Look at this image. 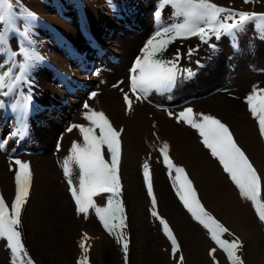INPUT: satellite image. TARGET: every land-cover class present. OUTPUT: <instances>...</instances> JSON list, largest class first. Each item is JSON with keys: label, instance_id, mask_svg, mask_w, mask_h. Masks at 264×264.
Segmentation results:
<instances>
[{"label": "bare ground", "instance_id": "bare-ground-1", "mask_svg": "<svg viewBox=\"0 0 264 264\" xmlns=\"http://www.w3.org/2000/svg\"><path fill=\"white\" fill-rule=\"evenodd\" d=\"M102 1L107 0H13L16 9L26 8L35 14L32 39L43 57L29 74L33 99L24 117L26 135H11L17 113L10 105L17 102V94L0 97L4 101L0 107V141H7L0 148V192L7 203L14 198L17 167L14 160L27 162L32 172L21 225L22 240L30 257L38 264H77L84 255L79 244L88 232L86 241L89 238L94 241L88 264H125L121 246L114 235L103 229L94 211L90 210L87 219L77 214L63 171L65 158L70 168L77 167L70 149L73 142L83 144V138L79 129H67L74 124L84 125L83 106L88 103L93 110L104 112L112 125L115 119L126 122L121 134L120 176L121 199L129 225L127 264H176L179 258L169 256L170 241L148 211L142 168L145 161L153 171L159 210L182 243L184 264H211L206 255L211 244L208 231L189 216L179 200L173 173L163 167L156 153V144L161 141L169 143L177 152V160L187 166L207 206L245 242L242 250L245 264H264V224L257 219L249 202L239 197L238 189L218 160L202 144L198 131L176 119L189 107L195 113L220 119L229 126L264 178V139L260 138L257 123L245 102L253 88H264V35L256 27L259 21H250L234 38L225 35L217 40L213 36L209 43H202L198 37L177 39L165 53L167 58L177 49L182 54L175 85L169 90H153L138 100L130 91L128 71L161 25L182 18L173 16L171 6H165L157 21L154 13L159 0H111L115 17L110 18L107 12H99L105 5ZM212 2L235 11L264 13V0H251L247 4L244 0ZM71 15L76 16L69 23L58 19ZM46 19L56 23L57 29L33 28L39 20ZM81 31L89 34L94 45L91 56L83 55L88 49L83 47ZM7 40L13 50L23 44L14 33H9ZM190 48L196 49L191 57L187 55ZM27 90L24 86L19 89L24 93ZM92 92L97 93L94 98H90ZM126 92L133 101L131 111L126 110L124 103ZM95 131L98 134L99 129ZM78 173L74 169L72 176L77 184ZM109 195L101 194L94 200L103 205ZM26 261L27 257L17 260V264ZM0 264H12L11 252L3 240H0Z\"/></svg>", "mask_w": 264, "mask_h": 264}, {"label": "snow or ice", "instance_id": "snow-or-ice-1", "mask_svg": "<svg viewBox=\"0 0 264 264\" xmlns=\"http://www.w3.org/2000/svg\"><path fill=\"white\" fill-rule=\"evenodd\" d=\"M250 3L251 0H244ZM171 6L172 15L182 19L166 26L161 25L154 35L141 49V55L137 56L130 69V91L136 98L142 99L153 90H169L177 79L180 69L178 63L182 57L180 50L171 57H165L167 48L177 39H189L198 37L202 43H209L214 36L219 40L222 36H235L238 31H243L250 21H259L257 29L264 35V13L235 11L213 3L212 0H159L154 16L157 21L161 18V9ZM226 13V15H225ZM36 16L28 9H16L13 0H0V97H9L17 94V102L10 106L17 113L13 137L23 136L27 133V124L24 117L28 112L33 99L30 88V72L37 63L43 60L38 50L34 47L32 39V25ZM18 35L23 44L18 50L8 47V34ZM210 47L215 48V45ZM196 49H189L187 55L191 57ZM185 72L190 70L185 69ZM24 86L26 93L19 89ZM97 93L92 92L90 98ZM248 110L257 123L259 136L264 139V88H253L246 97ZM126 110L131 111L133 101L129 94L124 93ZM4 101L0 100V107ZM86 111L84 119L89 126L74 124L67 130L79 129L83 137V144L73 142L70 156L79 169L78 184L72 179L74 170L70 171L68 158L64 162V174L68 178L69 190L75 202L78 215L83 214L87 219L90 210H93L103 229L115 236L116 242L121 246L127 264L129 244L126 229V214L124 203L121 199L122 184L120 177V165L122 156L121 134L123 129H116L106 114L93 110L88 103L83 106ZM169 115H173L169 113ZM199 117V118H197ZM177 122L183 121L196 129L201 142L210 151L212 157L218 160L223 171L239 191L242 199L249 201L261 223H264V178L258 173L252 161L245 151L239 146L229 126L213 115L195 113L192 108H185L176 116ZM96 129H99L98 134ZM7 143L0 141V148ZM59 148V145H57ZM106 147V151H102ZM163 162L169 169H174L175 179L179 183L177 196L184 208L192 218L201 224L209 233L210 239L221 249L229 261V264H245L239 254L243 248V242L239 237L221 223L210 213L197 196L196 188L185 169L175 165L170 157V146L163 142L158 149ZM15 194L10 205L0 195V240L6 242V248L10 250L12 264L17 260L27 257L26 264H34L22 240V211L30 196L32 172L30 165L20 159H15ZM144 183L147 194L151 199V215L155 217L162 231L171 244V253L175 259L181 252V245L174 234L173 229L158 209L157 198L153 189L151 168L147 161L142 165ZM101 194H110L105 204L96 203L94 197ZM225 234L232 239H226ZM81 240L79 247L84 253L77 260V264H88V250L85 240ZM216 248L209 250V256L215 260ZM176 264H184V257L180 255ZM216 264H219L217 261Z\"/></svg>", "mask_w": 264, "mask_h": 264}, {"label": "rangeland", "instance_id": "rangeland-1", "mask_svg": "<svg viewBox=\"0 0 264 264\" xmlns=\"http://www.w3.org/2000/svg\"><path fill=\"white\" fill-rule=\"evenodd\" d=\"M213 1V0H212ZM104 2V4L105 5H102V8H101V10L99 11L100 13H103V14H105V12H107L108 14V16L110 17V18H114L115 16H114V8H113V3L111 2V0H107V1H102V3ZM99 5H101V4H99ZM98 5V6H99ZM71 11H75V10H71ZM70 11V12H71ZM104 11V12H103ZM74 16H76V15H71V16H58V19L60 20V21H62V22H65V23H69L70 21H71V19H75L74 18ZM58 23V22H57ZM76 22H73L72 24H75ZM51 25V26H50ZM43 27H52V29L51 30H54V29H57V25H56V23L54 24V23H52V22H48V20L46 19V20H39L37 23H36V26L34 27L33 26V28L34 29H38V30H41ZM82 32V34L81 35H83L82 36V38H83V40H84V44H83V47H86L87 49H88V51L87 50H84L83 51V55H85L86 54V56H91L92 55V51H94L95 49H94V45H92V41H90L91 40V38L89 37V34L87 33H84V31H81ZM89 38V39H88ZM86 42V43H85ZM83 47H79L78 49L80 50V49H82ZM93 47V48H92ZM90 49V50H89ZM91 53V55H89ZM85 64H87V63H85ZM88 65V64H87ZM90 67H91V65H90ZM85 69V68H84ZM130 75H131V73H130V71H128V74H127V81H128V83H129V79H130ZM129 86H130V84H128ZM84 125H86V126H89L88 125V121L87 120H85L84 119ZM114 122V127L116 128V129H124V127H125V125H126V122L125 121H119V120H116L115 119V121H113ZM81 134V133H80ZM81 137H82V134H81ZM83 138V137H82ZM121 141H122V135H121ZM164 141H161V142H157V144H156V153L161 157V155H160V153H159V151H158V149H159V147L162 145V143H163ZM169 144V143H168ZM239 144V143H238ZM240 145V144H239ZM169 146H170V157L172 158V160H173V162H174V164L175 165H178V166H181V167H183L184 169H185V171H186V173L188 174V176H189V178L191 179V181L193 182V185H194V187L196 188V191H197V196H198V198L200 199V201L203 203V205L206 207V209L210 212V213H212L221 223H223L220 219H219V217L216 215V213H214L208 206H207V204H206V202H205V200L203 199V197L201 196V193H200V190H199V188H198V186H197V184H196V182H195V180H194V178L192 177V175H191V173H190V171H189V169L187 168V166L186 165H184V164H182V163H180V161H178L177 159H178V157H177V152H175V151H173L172 149H171V145L169 144ZM103 151H106V147L105 148H103L102 149ZM122 153H123V149H122ZM252 161V160H251ZM161 163H162V165H163V167H165V168H167L166 167V165H165V163L163 162V159H162V157H161ZM252 163H253V165H254V167L256 168V166H255V164H254V162L252 161ZM122 165H123V156H121V165H120V172H122ZM78 170L79 171V169H78V167H74V168H70V170ZM167 169H169V168H167ZM169 170H171L172 171V173H173V178H174V180H175V182H176V185H177V188L179 187V183H178V181H176V179H175V176H176V173H175V171H174V169H169ZM153 171H152V169H151V174H152V181H153V173H152ZM121 175H122V177H124V175L121 173ZM121 177V176H120ZM121 182H122V178H121ZM144 185H145V183H144ZM145 188H146V186H145ZM153 189H154V193H155V195H156V192H155V187H154V182H153ZM1 190V189H0ZM146 191H147V189H146ZM15 194V191H14V193L12 194V195H14ZM0 195H2V193L0 192ZM238 195H239V191H238ZM147 196H148V194H147ZM239 197H240V195H239ZM241 198V197H240ZM242 199V198H241ZM147 200H148V202H147V204H148V211L150 212V216L151 217H153L152 215H151V210H152V204H151V199L149 198V196L147 197ZM245 200V199H244ZM249 202V201H248ZM9 204V203H8ZM249 204H250V208L252 207V205H251V203L249 202ZM10 205V204H9ZM183 205V204H182ZM158 211H159V213H160V215L163 217V218H165L166 220H167V222L169 223V220L160 212V210H159V206H158V209H157ZM187 211V210H186ZM187 213L189 214V216L190 217H192L191 216V214L187 211ZM253 213L255 214V212L253 211ZM255 216H256V214H255ZM127 218H128V216H126V223H128L127 222ZM258 219V218H257ZM194 220V219H193ZM196 221V220H195ZM229 230H230V232L231 233H234L225 223H223ZM264 224V223H263ZM169 225H170V227L173 229V231H174V234L176 235V237H177V239H178V241H179V243H180V240H179V238H178V236H177V234H176V232H175V230H174V228L172 227V225L169 223ZM129 229V225L127 224V229L126 230H128ZM161 229H162V226H161ZM206 230V229H205ZM87 233L88 232H85L84 233V236H85V234L87 235ZM208 233V232H207ZM235 234V233H234ZM226 236H228V235H226ZM225 236V237H226ZM235 236L236 237H239V236H237L236 234H235ZM23 237V236H22ZM224 237V238H225ZM228 238V237H227ZM232 238V237H231ZM230 238V239H231ZM240 238V237H239ZM207 239H209L210 240V245L209 246H207V248H206V255H207V257L209 258V260H210V262H211V264H216V262L218 261L219 262V264H226V262L228 261V259H227V257H226V254L221 250V249H219L215 244H214V242L210 239V236H209V233H208V236H207ZM240 240L242 241V239L240 238ZM243 242V241H242ZM94 243V241L93 240H90V238L88 239V241H86L85 240V244H86V246H89L90 245V247H89V250H88V253H87V255H88V257H89V251H90V248H91V245ZM180 245H181V252L180 253H178L177 255L178 256H180V255H182V252H183V246H182V243H180ZM163 246V245H162ZM244 246H245V242H243V248H244ZM164 247V246H163ZM211 248H216V252L214 253V256H215V260L213 259V257L212 256H209V250L211 249ZM243 248H242V250H243ZM242 250H241V252L239 253L241 256H242V258H244L243 257V253H242ZM120 252H122V249H120ZM129 252H130V248H129ZM123 253V252H122ZM169 254V256H172V253L171 252H169L168 253ZM123 256H124V254H122ZM34 264H38V263H34Z\"/></svg>", "mask_w": 264, "mask_h": 264}]
</instances>
